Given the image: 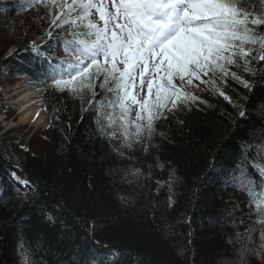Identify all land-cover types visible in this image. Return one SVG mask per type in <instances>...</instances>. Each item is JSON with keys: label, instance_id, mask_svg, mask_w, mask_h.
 <instances>
[{"label": "trees", "instance_id": "16d2710c", "mask_svg": "<svg viewBox=\"0 0 264 264\" xmlns=\"http://www.w3.org/2000/svg\"><path fill=\"white\" fill-rule=\"evenodd\" d=\"M6 3L8 11L0 13V69H18L12 65L17 62L19 72H26L16 51L30 47L31 56H35L30 42L40 43L39 38L44 37L48 22L38 20V16L44 15L45 10L41 8L38 14L35 9L20 10L18 0ZM12 44L18 46L15 54L2 60L1 56ZM58 48L62 49L60 46L55 49ZM41 51L48 53L45 44H41ZM261 85L264 80H258L254 91L249 93L229 78L224 87L236 104L246 108V118H239V109L223 97L204 93L202 98L207 104L158 122L157 134L151 142L158 147L150 148L148 153L142 148L134 153L125 149L126 156L121 157L112 151L106 137L99 136L94 111L82 115L79 100L73 101L66 92L61 94L43 84L42 103L50 117L56 116L54 134L58 129L59 135L46 140L33 137L27 143V151L14 149L23 170L42 189L22 193L8 185L7 192L3 191L0 264H23L14 243L20 235L25 238L21 240L30 259L37 264H83V240L89 242L86 235L91 222L96 229L95 241L108 246V253L100 262L115 256L116 264H240L241 249L247 239L242 236L238 240L236 234L244 233L238 225L249 227L256 216L245 208L243 192L228 193L226 189L232 187L224 184V178L241 156V142H253L249 131L264 125V117L257 111V106L264 103ZM245 96L248 99H243ZM62 132V140L55 144ZM160 132L165 136L161 137ZM4 155L0 147L2 170L9 167L1 159ZM129 155L134 159H129ZM254 155L255 148L249 158ZM157 157L165 165L163 169L157 166ZM35 158L55 163L53 171L63 183L61 188L56 182L50 187L45 169L33 165ZM149 164L152 165L149 178L141 183H129L131 175L125 179L124 173L130 166L140 168L147 177ZM172 168L178 180L169 206L167 184L157 191L156 181L166 182ZM249 172L259 179L250 166ZM40 176L45 177V183H39ZM121 196L128 199L122 202ZM254 239L258 245V232ZM244 255L246 264H261L256 255L252 261L247 256L254 255L247 252Z\"/></svg>", "mask_w": 264, "mask_h": 264}, {"label": "snow or ice", "instance_id": "6c2138e0", "mask_svg": "<svg viewBox=\"0 0 264 264\" xmlns=\"http://www.w3.org/2000/svg\"><path fill=\"white\" fill-rule=\"evenodd\" d=\"M18 7L35 9L38 14L41 8L45 10L38 16L48 22L44 37L40 43L30 42L31 51L43 64L40 82L79 100L82 115L94 111L99 136L106 137L121 157L126 156L125 149L134 153L142 148L148 153L158 147L151 143L158 122L207 104L204 93L223 97L239 109V118H246V108L236 104L224 87L230 78L251 93L257 81L264 80V0H18ZM41 44L48 53L41 51ZM57 46L62 47L63 56L49 54ZM15 51L10 49L7 56ZM257 111L264 117V103ZM248 135L253 142H241V156L227 170L224 184L245 193L256 216L244 233L237 234L247 237L240 264H246L245 252L264 264V125ZM253 148L255 155L249 158ZM157 166L165 167L158 157ZM249 166L259 179L250 174ZM148 167L147 177L131 166L124 177L131 175L129 183H141L151 176L152 165ZM11 176L22 184L30 183L15 171ZM177 180L172 168L166 182L156 181L157 191L167 184L169 206ZM19 250L23 264H37L23 241ZM91 264H116V257L103 262L92 258Z\"/></svg>", "mask_w": 264, "mask_h": 264}, {"label": "bare ground", "instance_id": "6f19581e", "mask_svg": "<svg viewBox=\"0 0 264 264\" xmlns=\"http://www.w3.org/2000/svg\"><path fill=\"white\" fill-rule=\"evenodd\" d=\"M0 5H6V4H5V2H0ZM29 49H30V47H25L21 51H16L17 59L21 63H23L24 65H27V66L30 65V60L26 59L29 57V55H31L30 54L31 52L29 51ZM1 59L3 60L6 58L2 55ZM17 85L18 86H16V88H15V91H17V93H18V99H17L16 103L21 104L20 105L21 106L20 118L25 119L27 116H30L33 113H37L41 117L40 108L37 107L38 106V99L40 96L38 88L32 86L31 83L27 82V80L19 81L17 83ZM57 124H58V122H55L52 129H55L57 127ZM56 131L59 135V130L57 129ZM47 132H49V130ZM47 132L45 134V137L42 139H48L49 138V135ZM63 135H64V132H62L60 134V136L57 138L55 144H59V141L62 140ZM11 137L12 136H10V138ZM35 138L40 139L37 136ZM6 140H8V139H6ZM15 150L20 151L21 149L15 148ZM22 150H24V149H22ZM2 160L5 161L9 165V167L7 168V166H6V167H4L3 170H2V167H0V171H2L1 172V179H0V206L2 205V202H4V201H1L5 197L4 196L5 194L3 193V191L5 190V192H7V190H8V188L6 186H8V185L12 186L13 184L19 182V181L14 180L13 177L11 176V172H13V171H15L17 176L21 177L22 179H28L30 181V183L27 184V186H29V188L32 191H34L36 188L42 189L40 186H37V184L35 182H33L28 177L27 173L24 170L19 169L13 162L8 161L4 158H2ZM47 162L48 161L44 162L42 159L37 161V158H35V162L33 163V165L38 167V168H44L45 169L44 173H45V176H47V178L49 180L50 187L53 185L54 182H56V185L59 188H61L63 183L61 182V180L58 177H56V174L53 171L54 166L52 164H55V163L54 162L47 163ZM45 182H46L45 177L40 176L39 183L41 184V183H45ZM60 200L62 202L61 198H60ZM68 211H70V210L68 209ZM88 219H89V221H91L90 218H88ZM19 232H20V234L22 233L21 231H19ZM95 232H96V229L94 228V226L91 222L90 230L87 231V235H86L88 237L89 242L87 243V242H85V240H83V247H82V254H81V259L83 261V264H91L92 258H95L98 262H100V260L104 258V255H107V253H108L106 251V248H107L106 245L100 244L97 241H95V239H94ZM21 239H25V238H23V236L20 235V238L18 239V241L14 242L16 249L19 248L21 241H23Z\"/></svg>", "mask_w": 264, "mask_h": 264}, {"label": "rangeland", "instance_id": "374dc122", "mask_svg": "<svg viewBox=\"0 0 264 264\" xmlns=\"http://www.w3.org/2000/svg\"><path fill=\"white\" fill-rule=\"evenodd\" d=\"M9 42H11V40ZM8 50L6 51V54ZM17 83L18 81L14 79L13 80H7L5 78L0 79V141L3 140V142H5V146H6L5 152L14 162H17L19 158H17V156L11 151L12 148L19 149L25 147L28 140L36 136L39 137L40 140H46L42 138L45 137V134L48 130L50 132V133L47 132L49 138H51L52 135L53 136L56 135V133L54 134V129H51V123L49 122L45 114H43L42 112H41V117L37 113H33L32 115L27 116L25 119L20 118L21 104L16 103L18 99V93L17 91H15L16 86H18ZM39 101L40 99H38V104ZM37 107H39V105ZM55 122L56 121L54 120L53 126ZM1 135H2V139H1ZM10 136L12 137L10 138ZM233 194H235V192H233ZM245 208L248 209L249 206H246ZM240 225H244V224H240ZM240 225L238 226L240 227V230L242 232H244V230L248 228V227L243 228ZM238 226L237 228H239ZM236 236L238 240L239 239L241 240L243 238L242 236H238L237 234ZM237 238L235 237L233 240ZM244 239L246 240L247 237L244 236ZM254 257L255 255L247 256L248 261H252Z\"/></svg>", "mask_w": 264, "mask_h": 264}, {"label": "water", "instance_id": "95a60500", "mask_svg": "<svg viewBox=\"0 0 264 264\" xmlns=\"http://www.w3.org/2000/svg\"><path fill=\"white\" fill-rule=\"evenodd\" d=\"M136 256H138V255L136 254ZM138 258H140V257L138 256Z\"/></svg>", "mask_w": 264, "mask_h": 264}]
</instances>
